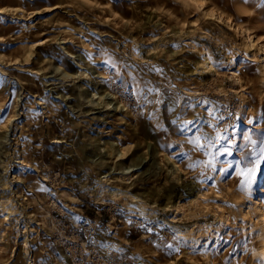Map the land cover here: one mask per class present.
Segmentation results:
<instances>
[{"label": "rangeland", "instance_id": "1", "mask_svg": "<svg viewBox=\"0 0 264 264\" xmlns=\"http://www.w3.org/2000/svg\"><path fill=\"white\" fill-rule=\"evenodd\" d=\"M200 1L0 0V264H264V0Z\"/></svg>", "mask_w": 264, "mask_h": 264}, {"label": "bare ground", "instance_id": "2", "mask_svg": "<svg viewBox=\"0 0 264 264\" xmlns=\"http://www.w3.org/2000/svg\"><path fill=\"white\" fill-rule=\"evenodd\" d=\"M187 1V0H185ZM193 1L194 3H196L197 5L201 6L202 8H204V5H205V2L203 1H200V0H191ZM14 6V10H18L20 7L18 5H13ZM2 13V12H1ZM208 14L214 18V19H225V17H223V13L219 12L214 6L212 7H208ZM240 24L238 26V28H235L236 31L240 32ZM245 33L247 35V48L248 50H250L247 58L250 60V61H253L255 62L256 60H261V64H262V67H263V71H264V55H260V53L264 54V42L260 39V37H256L257 35H254L253 32L249 31V29H245ZM39 44V43H38ZM259 53V54H258ZM206 54H208L207 56V62L204 63L206 65L207 68H209L210 71L214 70L215 72H217V68H216V64H215V60H214V57L207 51ZM247 64V63H246ZM232 68L231 69H236L238 72H233L232 73V77L233 75L237 76V81H240L243 79L244 76H246L248 73L247 69L245 70H242L244 69V67L246 66L245 65V62H242V61H236V60H232ZM101 75V73L99 74ZM250 77V76H249ZM99 83L101 86L99 87H102V92L104 95H106V97L110 100L106 101L105 102V105H111L113 104V101L112 99H115L116 98V94L114 92H112V90L109 88L108 85H106L107 83L103 82L102 80H97L96 81V84ZM95 95L98 94V89H95ZM116 107H115V110L117 111H120L121 109H126V105L122 102L118 103L116 102ZM118 139V138H117ZM116 139L115 140H110L108 142V155L110 156V158H112V156L114 155V157H117V156H123L124 155V151H123V148L121 147L120 143L117 142L118 140ZM54 142L56 143H62L63 141L61 140H55ZM116 142L118 144V147L115 146L116 145ZM102 158V157H101ZM169 160L170 161H173L171 159V157L169 156ZM97 162V164L100 166V167H105L107 166V163L108 161H104L103 159L101 160H97L95 161ZM119 164H117L118 166ZM123 171L121 172L122 174H129L130 172H132L133 170H131V167L132 165L130 166H121ZM121 167H117V169L121 168ZM111 169V168H110ZM109 169V170H110ZM184 169H182L181 165L178 164L177 161H173V165H172V172L174 174V177H176L178 180L181 179V175H185V172H183ZM131 176L133 175H130V178ZM122 180V179H121ZM261 183H264L263 179L261 180ZM194 188L195 186H190L188 189H187V193L190 194L191 192H194ZM259 194L263 197L262 198H255L252 200V203H253V207H250L247 202L243 201L240 199L239 201V207H240V210H241V213H242V216L244 218H251L253 219L254 218V214L256 215L255 218H257V220L259 221L260 220V224H261V228H262V231H263V237H262V241L264 243V186H262L260 188V192ZM203 195V193L199 192L197 195H195L194 193V197L191 202L193 205H198L199 202H200V198L201 196ZM236 191L233 193V197H237L236 196ZM165 198L167 199H170V193L169 191L165 192ZM170 203H166V205L163 207V210H170L171 209V206L172 205H169ZM174 211L177 212V211H185V204L180 202V201H175L174 203ZM200 208V207H199ZM4 206H1L0 205V215H3L4 214ZM11 212H8L7 216H5L2 221H6V220H9L10 218L8 217V215L10 214ZM164 220L169 222V223H172L174 224V226H177L176 224L177 223H182V216H176V215H170V218L167 217V215L164 217ZM223 220L220 221V223L222 224H225V222L227 221L228 222V219H229V214L228 213H225L223 215ZM130 224V221L127 220L125 225H129ZM181 225V224H180ZM179 227V226H178ZM177 227V228H178ZM188 230H190V225L187 227ZM180 229V227H179ZM182 230V229H181ZM182 233V232H181ZM263 261H264V258H263ZM209 264H213V259L210 260V263Z\"/></svg>", "mask_w": 264, "mask_h": 264}, {"label": "snow or ice", "instance_id": "3", "mask_svg": "<svg viewBox=\"0 0 264 264\" xmlns=\"http://www.w3.org/2000/svg\"><path fill=\"white\" fill-rule=\"evenodd\" d=\"M254 174H255V173H254V170H250L249 175L252 176V175H254ZM249 182H250V180H249Z\"/></svg>", "mask_w": 264, "mask_h": 264}]
</instances>
